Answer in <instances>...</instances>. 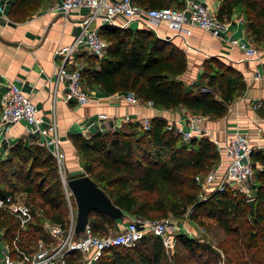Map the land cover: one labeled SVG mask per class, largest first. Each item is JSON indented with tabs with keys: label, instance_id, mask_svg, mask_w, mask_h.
<instances>
[{
	"label": "trees",
	"instance_id": "trees-1",
	"mask_svg": "<svg viewBox=\"0 0 264 264\" xmlns=\"http://www.w3.org/2000/svg\"><path fill=\"white\" fill-rule=\"evenodd\" d=\"M47 1L17 0L10 17L25 21ZM134 4L145 10L185 7L179 0H134ZM235 10L243 12L249 38L264 48V0H220L217 17L229 21ZM99 34L109 47L101 61L89 56L88 66L81 71L83 86H98L109 94L133 93L159 110L185 108L215 120L224 118L246 91L243 74L217 57L205 61L197 83L187 84L181 79L188 69L186 52L152 29L102 26ZM69 137L83 169L82 175L69 179L90 176L114 205L133 218L181 219L190 208V220L205 228L215 225L225 235L221 248L230 264H264V149L252 152L256 176L251 193L211 191L201 200L197 177L216 170L222 159L218 146L207 137L186 143L160 117L150 119L149 129L134 121L117 132L90 138L76 132ZM18 193L27 195L25 204L33 209L34 217L20 231V220L0 207V244H12L19 231L20 244L26 248L40 238L50 241L45 221L69 228L64 183L57 160L47 148L20 142L12 147L9 158L0 159V200H16ZM73 200L74 196L71 204ZM116 221L99 210L89 216L98 236L112 234ZM174 251L168 254L162 240L149 233L131 248L105 250L97 264H219L212 245L185 233L177 236Z\"/></svg>",
	"mask_w": 264,
	"mask_h": 264
},
{
	"label": "crops",
	"instance_id": "crops-1",
	"mask_svg": "<svg viewBox=\"0 0 264 264\" xmlns=\"http://www.w3.org/2000/svg\"><path fill=\"white\" fill-rule=\"evenodd\" d=\"M0 1L5 7L4 12L0 13V94L8 82L17 83L37 107L43 118L42 127L48 128L56 124L59 148L65 154L68 175L83 174L78 152L69 137L72 133H81L90 138L98 133L117 132L127 126L128 123L122 121L125 116L131 117L134 121L160 117L168 123L179 124L186 123L192 115L185 108L159 110L142 101L135 105L127 101V93L109 94L98 86H84L89 95L87 104L67 102L65 98L67 83L60 80L57 75L64 59L56 57L55 51L73 43L75 23L87 18L91 11L75 10L69 20H66L60 13L52 11V7L61 5L64 0H50L28 19L17 22L10 17L15 2ZM179 1L184 2L186 6V0ZM201 1L218 13L220 0ZM118 22L125 24L127 19L121 17ZM226 23H229L224 35L226 42L195 26L191 27V35L186 37H175L163 23L152 29L158 37L171 39L186 52L188 69L181 79L187 84L200 80L205 61L212 57L234 66L244 76L246 91L230 105L229 113L217 120L205 117L199 124L203 134L201 137L209 138L221 151L222 159L216 169L218 175H223L227 170L230 159L225 153L226 145L238 132L248 135L253 151L264 149V50L259 49L258 56L247 57L239 47L228 41L231 37L248 36L244 19L234 14ZM100 26V20L91 25L93 29ZM129 28L136 30L145 27L143 23L134 21ZM89 56L87 52L81 51L67 62V67L70 70L82 71L88 66ZM257 74L260 75L259 78H256ZM257 103H262V106L256 108ZM102 114L108 115L109 120L100 121L99 117ZM114 122L120 125L118 130H107ZM185 128L188 130L187 126ZM201 137L197 135L194 138ZM41 140L45 138L29 132L24 123L11 126L8 132L0 131V159L9 144L23 142L30 146L37 145ZM131 219L133 217L125 214L123 219L117 220L112 234L122 231ZM182 227L183 233L186 226Z\"/></svg>",
	"mask_w": 264,
	"mask_h": 264
},
{
	"label": "built area",
	"instance_id": "built-area-1",
	"mask_svg": "<svg viewBox=\"0 0 264 264\" xmlns=\"http://www.w3.org/2000/svg\"><path fill=\"white\" fill-rule=\"evenodd\" d=\"M16 2L17 0H10ZM4 4L0 1V13L4 12ZM78 9L90 10V15L75 23L76 33L73 43L69 46L59 48L55 51L56 57H62L64 63L59 67L57 75L60 80L67 83L66 101L74 102L77 105H85L89 102V95L82 84L81 70H70L67 62L74 59L81 51L87 52L98 61L104 59L109 43L99 34L102 26H113L128 29L134 21L143 23L147 29H154L156 25L166 24L167 28L173 32L175 37H186L191 35V27H198L209 32L214 37L227 40L224 32L229 23L221 22L217 13L212 11L207 3L201 0H186L183 9L164 8L145 10L134 4V0H64L61 5L52 7V11L60 13L69 20L71 13ZM127 19L125 24L118 22L119 18ZM101 21V26L93 29L91 25ZM233 46L239 47L247 57L252 58L259 55V49L253 47L251 41L246 37H234L228 40ZM185 43L188 45L187 41ZM260 75L257 74L256 78ZM126 99L132 104H140L133 93H127ZM153 106V103H147ZM262 103H257L256 108H260ZM100 121L109 120V116L102 114ZM205 119L201 115H191L186 123H168V129L175 130L182 135L183 141L189 143L194 137L203 136L199 124ZM124 123H132L134 120L125 116ZM144 129L150 128V119L139 120ZM18 123H24L27 129L36 136L44 137L45 140L38 141L37 145L45 147L57 160L62 181L66 192V197L70 207V224L65 229L62 225L49 222L48 232L51 240L39 239L30 247L26 248L20 244V231H24L27 224L33 219L34 211L27 204L18 200L8 198L0 200V207L6 208L11 214L20 220V231L13 239L12 244L3 243L0 246V264H97L103 252L107 249L124 246L131 248L136 245L144 236L152 233L159 237L168 254L174 252L177 236L182 233V226L176 224L169 218L159 220H145L133 218L118 234L107 236L95 235L88 223L85 231L76 235V213L73 210L71 201L73 194L68 187L67 170L65 165V154L59 148L56 124L48 128H43V118L30 97L26 95L20 85L15 82H8L5 90L0 94V131H9L10 127ZM119 124L114 122L107 130H118ZM185 126L188 127L186 130ZM13 145H8L1 154V159L10 157ZM253 148L247 134L237 133L228 141L225 149L230 163L226 172L217 177L216 170L206 176L197 177V182L201 185L203 193L201 200L206 199L211 191L224 192L225 190L240 191L249 193L252 191L256 176L255 164L252 160ZM263 169L262 166H257ZM189 212L186 214L189 217ZM42 214L41 211L37 212ZM187 235L194 239L189 229ZM186 233V232H185ZM79 253L81 258L77 257ZM72 259V263H69Z\"/></svg>",
	"mask_w": 264,
	"mask_h": 264
},
{
	"label": "water",
	"instance_id": "water-1",
	"mask_svg": "<svg viewBox=\"0 0 264 264\" xmlns=\"http://www.w3.org/2000/svg\"><path fill=\"white\" fill-rule=\"evenodd\" d=\"M77 204L76 235L80 236L89 223V216L93 210H99L109 214L115 220H121L125 214L122 209L114 205L109 196L97 186L90 176L84 175L68 180ZM253 206L254 200H250ZM1 240V237H0Z\"/></svg>",
	"mask_w": 264,
	"mask_h": 264
},
{
	"label": "rangeland",
	"instance_id": "rangeland-1",
	"mask_svg": "<svg viewBox=\"0 0 264 264\" xmlns=\"http://www.w3.org/2000/svg\"><path fill=\"white\" fill-rule=\"evenodd\" d=\"M234 14L236 16L242 17L245 20V17L243 15L242 11L235 10ZM225 32H224V35H225ZM246 38H248L252 42L253 47H256V48H258L260 50H264L263 46L258 45L254 41H252V39L249 38V35ZM231 39H234V37H231ZM70 176L71 175L67 174V178L68 179H69ZM221 176H223V175H217L218 178H221ZM201 193H203L202 190H201ZM249 193H251V191ZM202 195H204V193ZM202 195H200V199H201ZM15 198L20 203H24L25 204V202L27 201V195L25 193H18V194L15 195ZM72 207L75 210L74 212L77 213V204H76L75 198L73 200ZM168 218L171 219L172 221H174L176 224H179L180 226H182V225L184 227L186 226V229H189L190 233H192L190 235H192L194 239L200 240L201 242H204V243H207L209 245H212L214 247V249H216V251L218 253V262H219V264H230V262L228 260V257H227V254L224 253V251L221 248V243H223L225 241V239H226L225 235L215 225H212L210 228H205V227L199 226L195 222L190 220L189 217H187L186 215L184 216V218H181V219L175 218L173 216H170ZM48 224H49L48 221L43 222L45 235H49ZM185 232H183V233H185L186 235L189 233L186 230H185ZM0 237H2V235ZM40 239L46 240L44 238H40ZM1 240H2V238H1ZM31 243H34V241H32ZM1 245L2 244H0V246ZM173 253H171L170 255H173ZM73 255H76L77 257H79V259L81 258V255L79 253H76V254H73ZM69 263H72V259H69Z\"/></svg>",
	"mask_w": 264,
	"mask_h": 264
}]
</instances>
